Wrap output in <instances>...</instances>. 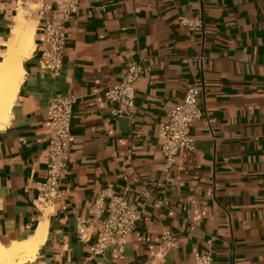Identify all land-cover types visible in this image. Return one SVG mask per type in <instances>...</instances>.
<instances>
[{
  "label": "crops",
  "instance_id": "0c3cea01",
  "mask_svg": "<svg viewBox=\"0 0 264 264\" xmlns=\"http://www.w3.org/2000/svg\"><path fill=\"white\" fill-rule=\"evenodd\" d=\"M0 0V62L25 4ZM67 24L59 76L39 67L43 20L11 117L0 129V243L46 237L23 264H193L197 252L215 264H264V0H80ZM48 17V16H46ZM186 21V23L182 22ZM190 24V25H189ZM144 57L150 71L137 82L134 114L112 116L107 87ZM203 84L201 104L214 132L196 123V147L181 150L167 172L159 125L189 87ZM74 96L65 212L37 209V183L47 177L46 110ZM144 208L126 238L123 258L110 249L92 255L100 230L81 241L77 229L99 192ZM164 229L178 247L156 256Z\"/></svg>",
  "mask_w": 264,
  "mask_h": 264
},
{
  "label": "built area",
  "instance_id": "2783aa9c",
  "mask_svg": "<svg viewBox=\"0 0 264 264\" xmlns=\"http://www.w3.org/2000/svg\"><path fill=\"white\" fill-rule=\"evenodd\" d=\"M35 3L36 8L25 4L22 10L24 16L29 19L43 20L40 27L42 49L39 67L56 77L61 73L67 53V24L78 15L81 9L80 0H55L54 6ZM182 22L186 23V21ZM149 71L150 67L145 58L140 57L124 69L117 84L105 89L104 95L110 105L112 116H133L137 82ZM204 90L203 84L189 87L182 102L176 105L168 119L159 125L157 141L165 158L167 172L176 164L181 150L195 149L196 123H206L214 138L207 113L201 104L200 96ZM75 102L76 98L72 95L55 97L51 99L46 110V118L49 122L47 177L45 181L37 183L38 195L35 200L37 209L43 212H50L53 209L65 212L68 208L62 181L69 171L71 148L74 142L72 118ZM105 198L106 194L103 191L97 194L89 209V217L79 222L77 235L81 241L88 242L92 238L89 229L98 225L100 230L89 247L91 254L103 255L108 250L114 249L119 257L123 258L126 238L135 231L142 219L144 208L118 195H109L108 201ZM177 247L178 241L173 231L164 229L159 237L156 256L166 259ZM193 264H215V260L211 253L197 252L193 256Z\"/></svg>",
  "mask_w": 264,
  "mask_h": 264
},
{
  "label": "bare ground",
  "instance_id": "6f19581e",
  "mask_svg": "<svg viewBox=\"0 0 264 264\" xmlns=\"http://www.w3.org/2000/svg\"><path fill=\"white\" fill-rule=\"evenodd\" d=\"M20 11L16 16L12 37L5 42L7 50L3 61L0 62V129L6 126L11 117L14 101L25 74L24 59L35 49V24L24 19ZM46 228L45 220L34 236L15 240L8 246L0 243V264H23L33 259L45 240Z\"/></svg>",
  "mask_w": 264,
  "mask_h": 264
},
{
  "label": "rangeland",
  "instance_id": "374dc122",
  "mask_svg": "<svg viewBox=\"0 0 264 264\" xmlns=\"http://www.w3.org/2000/svg\"><path fill=\"white\" fill-rule=\"evenodd\" d=\"M30 6H31L32 8H36V7H37V5H36L35 2L31 3ZM21 9H22V8H21ZM20 12H22V15H23L24 19H27V21H28L29 18H27V17L24 16V12H23V10L20 11ZM31 21H32V20H31ZM31 21H28V22H31Z\"/></svg>",
  "mask_w": 264,
  "mask_h": 264
}]
</instances>
